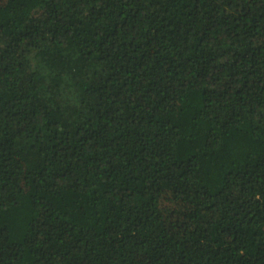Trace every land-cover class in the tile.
Masks as SVG:
<instances>
[{
	"label": "trees",
	"instance_id": "trees-1",
	"mask_svg": "<svg viewBox=\"0 0 264 264\" xmlns=\"http://www.w3.org/2000/svg\"><path fill=\"white\" fill-rule=\"evenodd\" d=\"M0 264H264V0H0Z\"/></svg>",
	"mask_w": 264,
	"mask_h": 264
}]
</instances>
